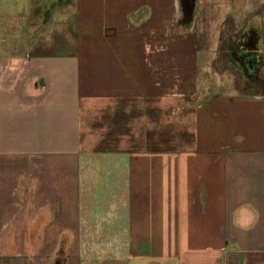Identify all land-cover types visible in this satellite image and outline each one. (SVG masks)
<instances>
[{"label": "crops", "instance_id": "1", "mask_svg": "<svg viewBox=\"0 0 264 264\" xmlns=\"http://www.w3.org/2000/svg\"><path fill=\"white\" fill-rule=\"evenodd\" d=\"M261 14L264 0H0V264L60 250L62 264H264L258 66L203 47L259 23L264 62Z\"/></svg>", "mask_w": 264, "mask_h": 264}, {"label": "rangeland", "instance_id": "2", "mask_svg": "<svg viewBox=\"0 0 264 264\" xmlns=\"http://www.w3.org/2000/svg\"><path fill=\"white\" fill-rule=\"evenodd\" d=\"M183 2H186L188 0H181ZM211 1V0H210ZM216 1H222L225 2V4H227L228 2H231L232 0H216ZM249 1V0H248ZM252 1V0H250ZM260 10H255L254 14L258 17L260 14L259 12ZM253 14V16H254ZM261 16H264L261 14ZM237 29H236V39L234 40H223L222 42L218 43L216 41H205L203 44V47L205 48H209L211 50L213 49H217V48H221V49H226V48H234V49H240V50H247L246 52L249 54L250 53V57L248 58L247 62L253 61L252 63L250 62V64H255L256 66H258L257 68L254 67L252 69V88H248L247 91L250 92H257V93H264V84H262V81L264 79V72L262 70V68L264 69V62L262 61V57L259 56L260 53L256 52V50H260L261 48H263V42L261 41V39L258 38L259 34H261L262 32V28H263V24H259L257 23V25H248L246 24H242L240 23L239 25H236ZM211 28L212 32H218L221 31L222 33L226 32V27L225 26H221L218 28V26H205L204 27V31L208 32V29ZM213 28V29H212ZM251 32V36H247L245 35V33H250ZM256 33V34H254ZM258 35V36H257ZM201 44V42H200ZM217 44H219L217 46ZM244 50V51H245ZM264 57V56H263ZM235 65L234 67L228 66L229 71L235 72V79L238 80L241 85L246 83V78L244 77L245 70H244V66L242 64V62H238L237 64H233ZM226 68V67H225ZM215 79L217 81V84L219 83V79L217 76H215ZM251 79V78H250ZM63 250H60V254L59 257H57L55 261H59L60 263H63Z\"/></svg>", "mask_w": 264, "mask_h": 264}, {"label": "trees", "instance_id": "3", "mask_svg": "<svg viewBox=\"0 0 264 264\" xmlns=\"http://www.w3.org/2000/svg\"><path fill=\"white\" fill-rule=\"evenodd\" d=\"M52 264H62V263H60L59 261H55Z\"/></svg>", "mask_w": 264, "mask_h": 264}]
</instances>
